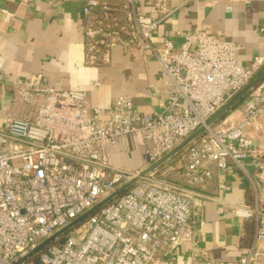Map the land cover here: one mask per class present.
Returning <instances> with one entry per match:
<instances>
[{"label": "built area", "instance_id": "obj_1", "mask_svg": "<svg viewBox=\"0 0 264 264\" xmlns=\"http://www.w3.org/2000/svg\"><path fill=\"white\" fill-rule=\"evenodd\" d=\"M50 1L80 4L86 65H110L117 46L146 53L159 62L171 94L151 114L119 96L101 121L105 113L90 107L88 91L56 89L41 74L17 79L12 101L25 116L9 113L0 129V264H175L177 250L193 241L197 189L229 161L250 180L249 166L264 169V77L238 109L207 126L262 70L264 56L242 67L241 44L201 32L179 47L170 39L158 47L153 35L160 21L140 14L139 0ZM202 127L180 161L139 178L39 249ZM128 137L147 155L141 170L115 166L108 151ZM255 196L253 208L236 211L256 221L244 254L218 262L203 253L191 264H264V199Z\"/></svg>", "mask_w": 264, "mask_h": 264}, {"label": "crops", "instance_id": "obj_2", "mask_svg": "<svg viewBox=\"0 0 264 264\" xmlns=\"http://www.w3.org/2000/svg\"><path fill=\"white\" fill-rule=\"evenodd\" d=\"M139 2L140 14L160 21L153 35L158 47L166 39L179 47L187 36L201 32L241 44L237 61L242 67L248 68L256 56H264V0ZM80 7L75 2L0 0V72L4 75L0 82V129L9 113L17 118L25 116L23 108L12 101L17 93L14 82L38 74L56 89L88 91L90 107L105 113L101 121L107 120L119 96L131 97L143 114L159 111L169 99L171 84L159 62L146 53L117 46L110 65H86ZM96 82L101 85L96 87ZM35 115V111L31 113L32 118ZM108 151L117 167L141 170L147 164L145 150L135 137L123 139ZM248 172L252 181L229 161L215 180L197 189L193 241L177 250L172 259L175 264H191L203 253L218 262L236 261L250 247L256 221L240 217L236 211L253 208L256 193L264 199V169L249 166ZM220 184L227 189L219 188Z\"/></svg>", "mask_w": 264, "mask_h": 264}, {"label": "water", "instance_id": "obj_3", "mask_svg": "<svg viewBox=\"0 0 264 264\" xmlns=\"http://www.w3.org/2000/svg\"><path fill=\"white\" fill-rule=\"evenodd\" d=\"M264 77V67L262 70L248 83L246 84L242 90L234 97L232 98L222 109H220L208 122L207 126H212L215 125L216 123L220 122L222 118L230 111L235 110L237 108V104L245 98L251 90L254 88V86ZM205 130V127H202L199 129L197 132L192 134L189 138H187L181 145H179L175 150L164 156L162 159H160L158 162L153 164L152 166L148 167L145 169L143 172H141L140 176L133 181L129 182L119 190H117L115 193H113L111 196H109L107 199L103 200L99 204H97L94 208L89 210L87 213H85L81 218H79L77 221L69 224L65 228H63L61 231H59L56 235H54L51 239L47 240L44 242L39 249L43 248L45 245H47L49 242L53 241L54 239L58 238L59 236L63 235L66 233L71 227L76 225L79 221L82 219L86 218L96 210H98L100 207L111 201L114 197H117L120 195L122 192H124L126 189H128L130 186H132L139 178L144 177L147 175L149 172L152 170L158 168L159 166L163 165L167 161H169L173 156H175L177 153H179L183 148L188 146L191 142H193L196 138H198L203 131Z\"/></svg>", "mask_w": 264, "mask_h": 264}, {"label": "trees", "instance_id": "obj_4", "mask_svg": "<svg viewBox=\"0 0 264 264\" xmlns=\"http://www.w3.org/2000/svg\"><path fill=\"white\" fill-rule=\"evenodd\" d=\"M246 98H247V96H246L245 98H243V99L237 104V108H238L239 106H241V104L243 103V101H244ZM237 108H236V109H237ZM230 112H231V111H230ZM230 112H228V113H227L222 119H224L225 117H227V115H229ZM188 151H189V147H185V148H183L179 153H177V154H176L175 156H173L169 161H167V162L164 164V166H162V167H165V166H167V165L174 164V163L180 161L183 157L186 156V154H187Z\"/></svg>", "mask_w": 264, "mask_h": 264}, {"label": "rangeland", "instance_id": "obj_5", "mask_svg": "<svg viewBox=\"0 0 264 264\" xmlns=\"http://www.w3.org/2000/svg\"><path fill=\"white\" fill-rule=\"evenodd\" d=\"M14 165L19 166L20 163H19L18 161H16V162L14 163Z\"/></svg>", "mask_w": 264, "mask_h": 264}]
</instances>
